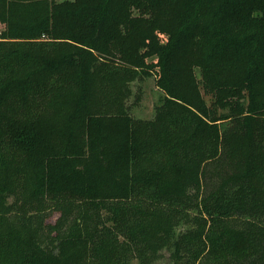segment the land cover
<instances>
[{
    "label": "trees",
    "instance_id": "obj_1",
    "mask_svg": "<svg viewBox=\"0 0 264 264\" xmlns=\"http://www.w3.org/2000/svg\"><path fill=\"white\" fill-rule=\"evenodd\" d=\"M0 24V264H264V0H0Z\"/></svg>",
    "mask_w": 264,
    "mask_h": 264
},
{
    "label": "rangeland",
    "instance_id": "obj_2",
    "mask_svg": "<svg viewBox=\"0 0 264 264\" xmlns=\"http://www.w3.org/2000/svg\"><path fill=\"white\" fill-rule=\"evenodd\" d=\"M3 26L0 24V29ZM197 70V75H199ZM198 78H200L198 76ZM156 75H150L142 80H137L132 84L133 96L129 100L130 113L133 117L143 120H151L155 116L156 107L162 104L164 99L163 92L156 84ZM15 201V198L13 199ZM12 202V200H10ZM60 214L54 212L47 223L55 224ZM45 221V223H46ZM158 264H170L167 257L162 259Z\"/></svg>",
    "mask_w": 264,
    "mask_h": 264
}]
</instances>
